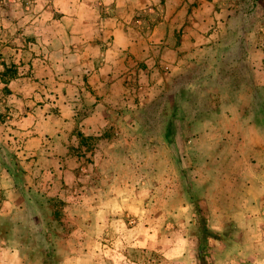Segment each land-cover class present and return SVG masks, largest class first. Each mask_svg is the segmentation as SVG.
I'll return each instance as SVG.
<instances>
[{"label": "crops", "instance_id": "crops-1", "mask_svg": "<svg viewBox=\"0 0 264 264\" xmlns=\"http://www.w3.org/2000/svg\"><path fill=\"white\" fill-rule=\"evenodd\" d=\"M196 201L264 221V0H0V264L175 261Z\"/></svg>", "mask_w": 264, "mask_h": 264}, {"label": "rangeland", "instance_id": "rangeland-1", "mask_svg": "<svg viewBox=\"0 0 264 264\" xmlns=\"http://www.w3.org/2000/svg\"><path fill=\"white\" fill-rule=\"evenodd\" d=\"M187 234V250L181 258L175 261L165 257L162 251L143 253L144 264H197V236L201 235L197 220L191 224L184 222ZM234 227L228 224L221 236L209 238L206 258L207 264H264V221L256 223L255 232L245 231V235H235ZM35 243V242H34ZM34 245L29 249V257H34ZM45 255L44 264H59V257L52 251ZM177 258V259H176Z\"/></svg>", "mask_w": 264, "mask_h": 264}, {"label": "trees", "instance_id": "trees-1", "mask_svg": "<svg viewBox=\"0 0 264 264\" xmlns=\"http://www.w3.org/2000/svg\"><path fill=\"white\" fill-rule=\"evenodd\" d=\"M195 214L197 218L198 227L201 231V235L197 236L196 238L197 251L195 254V259L197 264H207L206 258L208 257V240L212 234L210 228L208 227L205 212L197 201L195 202ZM47 255L50 256V254Z\"/></svg>", "mask_w": 264, "mask_h": 264}]
</instances>
